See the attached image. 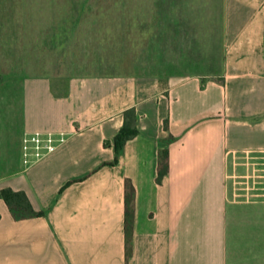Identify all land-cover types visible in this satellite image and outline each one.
Masks as SVG:
<instances>
[{"label":"crops","instance_id":"obj_1","mask_svg":"<svg viewBox=\"0 0 264 264\" xmlns=\"http://www.w3.org/2000/svg\"><path fill=\"white\" fill-rule=\"evenodd\" d=\"M60 2L0 0V152L21 166L0 189L44 213L16 220L0 200V264H139L146 250L150 264H264L230 173L264 153V0H225L224 73L208 80L34 74ZM131 109L138 134L113 164ZM49 131L66 142L24 168V133ZM253 196L260 224L264 194Z\"/></svg>","mask_w":264,"mask_h":264},{"label":"rangeland","instance_id":"obj_2","mask_svg":"<svg viewBox=\"0 0 264 264\" xmlns=\"http://www.w3.org/2000/svg\"><path fill=\"white\" fill-rule=\"evenodd\" d=\"M57 8L56 22L37 57L36 75L208 80L224 73L225 0H61ZM152 120L141 119L138 126L154 127ZM138 121L136 114L129 120L134 127ZM20 168L17 160L0 153V179ZM230 173L235 176L232 199L245 206L244 219L250 222L247 234L264 238V221L251 223L256 220L250 216L254 193L264 194V153L237 159ZM142 258L150 264L148 250L139 264Z\"/></svg>","mask_w":264,"mask_h":264},{"label":"trees","instance_id":"obj_3","mask_svg":"<svg viewBox=\"0 0 264 264\" xmlns=\"http://www.w3.org/2000/svg\"><path fill=\"white\" fill-rule=\"evenodd\" d=\"M136 114L135 109H131L125 113V123L119 133L115 136L113 140L116 159L113 164H116L118 161V155L123 150L124 145L127 141L134 138L138 134L136 127L132 125L129 120H132V117ZM105 145H109V142H106ZM1 153V152H0ZM168 158L167 153H161L159 157V172L157 176V183H161L163 177L168 172ZM0 200H3L9 207L13 217L16 220H22L30 217H40L43 216V212H36L27 195L22 191H14L10 188L0 189Z\"/></svg>","mask_w":264,"mask_h":264},{"label":"built area","instance_id":"obj_4","mask_svg":"<svg viewBox=\"0 0 264 264\" xmlns=\"http://www.w3.org/2000/svg\"><path fill=\"white\" fill-rule=\"evenodd\" d=\"M67 140L65 132H26L22 138L21 162L24 168L54 153Z\"/></svg>","mask_w":264,"mask_h":264}]
</instances>
